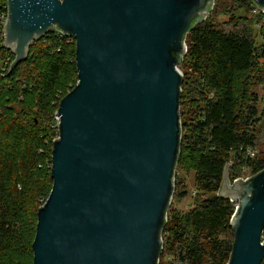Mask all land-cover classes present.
Wrapping results in <instances>:
<instances>
[{
	"label": "water",
	"instance_id": "1",
	"mask_svg": "<svg viewBox=\"0 0 264 264\" xmlns=\"http://www.w3.org/2000/svg\"><path fill=\"white\" fill-rule=\"evenodd\" d=\"M264 12V0H252ZM214 0H8L10 70L54 27L76 38L78 83L60 101L53 186L32 264H158L181 148L185 35ZM218 194L237 202L227 264L264 259V168Z\"/></svg>",
	"mask_w": 264,
	"mask_h": 264
},
{
	"label": "trees",
	"instance_id": "2",
	"mask_svg": "<svg viewBox=\"0 0 264 264\" xmlns=\"http://www.w3.org/2000/svg\"><path fill=\"white\" fill-rule=\"evenodd\" d=\"M211 15L195 20L184 38L187 50L179 66L186 62L197 75L203 102L185 146L184 75L176 169L186 158L196 171L199 190L214 194L185 214H173L171 220L168 216L161 235L169 230L171 241L178 245L179 264H227L230 259L233 239L225 235L234 236L230 220L237 202L218 194L230 152H236L239 163L246 160L253 174L264 168V154L252 157L249 150L257 141L251 127L257 110L246 85L249 70L257 64L251 32L247 26L226 30ZM3 43L0 20V59L9 60L0 73V264H32L38 210L53 186L52 148L59 135L56 110L79 80L76 38L54 27L31 43L28 58L12 70L15 56ZM232 177L238 178L237 174ZM164 252L163 241L161 256Z\"/></svg>",
	"mask_w": 264,
	"mask_h": 264
},
{
	"label": "rangeland",
	"instance_id": "3",
	"mask_svg": "<svg viewBox=\"0 0 264 264\" xmlns=\"http://www.w3.org/2000/svg\"><path fill=\"white\" fill-rule=\"evenodd\" d=\"M210 14H212L211 18L226 30H243L247 26L246 30L251 32L256 48L257 64L249 70L246 85L249 100L257 110L251 124L257 141L255 146L249 150L252 157H260L264 154V12L251 0H216ZM180 68L186 80L183 91L184 99L181 103L184 145L186 146L191 140L193 128L199 116L198 105H201L203 101H201L202 96L197 90V75L191 71L186 62ZM184 149L186 148L184 147ZM239 161L236 158V152L231 151L229 155L231 181L236 179V177H232L236 174L240 178H246L253 174L252 168L246 164V160H243L242 163ZM195 176V169L185 158L176 169L175 191L169 208V220L173 214H185L204 197L214 194L212 191H200ZM225 237L234 238L231 234H227ZM163 241L165 242V252L160 257V264H179L176 255L178 245L171 241L169 230L164 233Z\"/></svg>",
	"mask_w": 264,
	"mask_h": 264
},
{
	"label": "built area",
	"instance_id": "4",
	"mask_svg": "<svg viewBox=\"0 0 264 264\" xmlns=\"http://www.w3.org/2000/svg\"><path fill=\"white\" fill-rule=\"evenodd\" d=\"M7 15H8V0H0V20H1V23L3 24V32H4V25H5V22H6V19H7ZM4 38H5V34H4ZM6 49H8V48H6ZM0 62H1L0 63V73H2V72H4L6 70L7 65L9 63V60L8 59H6V60L0 59ZM55 118L57 120V127H58V130H59L60 120H59V118L57 117L56 114H55ZM58 137H59V135L57 136V138ZM238 178H240V177H238ZM243 179H245V178H243Z\"/></svg>",
	"mask_w": 264,
	"mask_h": 264
}]
</instances>
